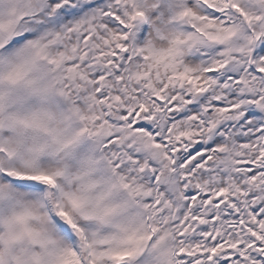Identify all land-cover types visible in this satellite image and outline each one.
I'll return each mask as SVG.
<instances>
[{
  "label": "snow or ice",
  "instance_id": "snow-or-ice-1",
  "mask_svg": "<svg viewBox=\"0 0 264 264\" xmlns=\"http://www.w3.org/2000/svg\"><path fill=\"white\" fill-rule=\"evenodd\" d=\"M0 264H264V0H0Z\"/></svg>",
  "mask_w": 264,
  "mask_h": 264
}]
</instances>
